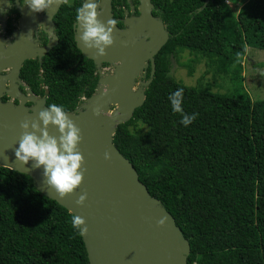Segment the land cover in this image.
<instances>
[{"label":"trees","instance_id":"16d2710c","mask_svg":"<svg viewBox=\"0 0 264 264\" xmlns=\"http://www.w3.org/2000/svg\"><path fill=\"white\" fill-rule=\"evenodd\" d=\"M151 2L168 41L154 58L143 104L115 127L113 145L174 218L190 245L187 264H264V100L252 101L241 86L228 95L187 87L168 68L169 55L188 51L221 72L234 64L236 80L241 68L234 60L248 47L264 51V0H247L236 15L224 0L201 12L205 0ZM72 47L69 53L61 44L53 53L59 69L44 64L46 107L64 105L68 113L95 93L98 80L85 58L82 76H67L64 60L80 55ZM181 88L183 113L197 114L188 126L169 100ZM72 217L29 176L0 167V264H89Z\"/></svg>","mask_w":264,"mask_h":264},{"label":"water","instance_id":"95a60500","mask_svg":"<svg viewBox=\"0 0 264 264\" xmlns=\"http://www.w3.org/2000/svg\"><path fill=\"white\" fill-rule=\"evenodd\" d=\"M212 0H205L201 12ZM93 2V0H87ZM140 17L138 23L116 35L114 44L106 49L107 55L98 57L96 49L89 50L80 41L83 29H78L77 49L91 60L94 65L102 63L115 65L113 74L101 77L99 89L76 113H68L83 136L79 144L84 156V174L82 184L73 193L61 198L50 188L43 177V168H33L32 161L27 165L17 160L15 149L19 147L22 133L20 124L25 118L38 119L39 112L46 109L45 100L35 103L31 109L24 101L17 106L1 101L5 78L0 74V167L29 176L38 191L45 197L57 202L73 216L85 219L88 233L82 239L85 242L89 264H187L190 245L174 218L152 198L147 188L139 181L134 167L113 145L115 127L128 121L134 110L144 100V89L148 87L155 72L154 58L168 41V33L163 23L151 15V0H139ZM106 24L111 19L110 0H103ZM13 50V57L0 48V72L12 67L11 86L17 89L14 81L22 61L28 56ZM51 48L48 46L43 51ZM25 51V49H24ZM2 56L6 58L1 59ZM150 65V79L144 83L143 91H134L133 84L137 73L144 72ZM116 110L110 116L107 128L105 114L109 107ZM101 109L102 115L94 114ZM128 119V120H127ZM42 123V122H41ZM48 131L58 136V130L49 126ZM111 153V159L104 158L105 152ZM87 193L83 205L77 204L80 195ZM163 216L168 220L164 226L157 221Z\"/></svg>","mask_w":264,"mask_h":264},{"label":"flooded vegetation","instance_id":"af4514ba","mask_svg":"<svg viewBox=\"0 0 264 264\" xmlns=\"http://www.w3.org/2000/svg\"><path fill=\"white\" fill-rule=\"evenodd\" d=\"M10 2L11 5H9L8 0H0V9H2L0 10V48L8 56L13 57V50L19 40L21 44L16 48V51L21 55L28 56V58L22 61L21 68L14 81L17 89L11 86L10 78L13 68L5 67L0 72L1 76L5 78L1 101L17 106L22 100H25L24 106L27 109H31L36 102L44 99L46 106V97L49 94V89L44 83V64L49 60V62H52L54 69H59L60 66L56 57H53V53L56 54V48L60 47L61 44L67 47L69 53L73 51L69 47L73 46L80 54L79 56L74 55V53L70 54V58L64 60L63 65H67V76L74 78L82 76L81 69L85 65L82 58L85 57L76 46L75 40L78 37V29L81 26L75 17L76 8L87 2V0H67V3H61L54 6L51 10L39 13L31 12L25 4L26 0H10ZM99 7L103 11L99 14L98 19L103 22L106 16L103 0H101ZM139 9V0H110L111 19L117 21L115 26L116 35L138 23L140 17ZM153 12L154 9L152 8V17L161 21L153 15ZM48 46H51V48L44 52L43 50ZM3 58H6V56L1 57V59ZM85 59L91 61L87 58ZM92 64L94 66V75L98 77L95 86L96 93L100 87L98 84L99 79L113 74L115 65L102 63L96 66L93 62ZM150 71L149 65L143 72L144 77L141 85L150 79ZM148 73L149 79H147ZM51 76L54 78L59 75L55 71ZM24 78L28 79L30 83L26 82ZM35 91L43 94H36ZM90 97L85 98L83 96L80 98V108L86 104Z\"/></svg>","mask_w":264,"mask_h":264},{"label":"clouds","instance_id":"9594fccd","mask_svg":"<svg viewBox=\"0 0 264 264\" xmlns=\"http://www.w3.org/2000/svg\"><path fill=\"white\" fill-rule=\"evenodd\" d=\"M8 3L11 5L10 0ZM61 3H67V0H26L25 2L30 11L35 13L51 10ZM100 3L101 0L83 3L76 8L75 17L83 29L80 41L85 48L96 49L98 57L107 55L106 49L114 44L113 32L117 24L115 19L108 20L106 24L98 19L103 11L99 7ZM183 91L182 88L177 89L169 96V100L173 111L183 116L180 123L188 126L196 119L197 114L183 113ZM94 114L100 116L102 110L97 108ZM50 125L57 128L58 136L50 134L48 131ZM20 127L23 131L19 138V147L15 149L17 160L24 165L32 161L33 168L42 167L47 185L61 198L73 193L82 184L87 169L84 167V156L79 148L83 139L81 129L69 118L65 106L53 103L39 112L38 119L25 118ZM104 158L111 159V153L106 151ZM86 199L85 192L80 195L77 204L83 205ZM167 220L168 217L163 216L157 221L158 226H164ZM71 225L83 237L88 233L86 221L80 216L74 215Z\"/></svg>","mask_w":264,"mask_h":264},{"label":"rangeland","instance_id":"374dc122","mask_svg":"<svg viewBox=\"0 0 264 264\" xmlns=\"http://www.w3.org/2000/svg\"><path fill=\"white\" fill-rule=\"evenodd\" d=\"M246 1L228 0L226 6L236 15L240 6ZM234 62H237L241 68L236 80L232 77L234 64L231 70L225 73L214 65L207 66V59L201 54L191 55L188 51H178L168 56L169 76L187 87H200L222 95H228L237 86H241L252 101L264 100V51L248 47L245 55L237 57ZM143 77V72L137 73L133 84L134 91H143L141 85ZM115 110L116 106L112 105L105 114L107 128L111 130L108 122Z\"/></svg>","mask_w":264,"mask_h":264},{"label":"built area","instance_id":"2783aa9c","mask_svg":"<svg viewBox=\"0 0 264 264\" xmlns=\"http://www.w3.org/2000/svg\"><path fill=\"white\" fill-rule=\"evenodd\" d=\"M227 3H228V0H224V4L227 5Z\"/></svg>","mask_w":264,"mask_h":264},{"label":"crops","instance_id":"0c3cea01","mask_svg":"<svg viewBox=\"0 0 264 264\" xmlns=\"http://www.w3.org/2000/svg\"><path fill=\"white\" fill-rule=\"evenodd\" d=\"M245 3H246V2H245ZM241 6H242V5H241ZM241 6H240V7H241Z\"/></svg>","mask_w":264,"mask_h":264}]
</instances>
